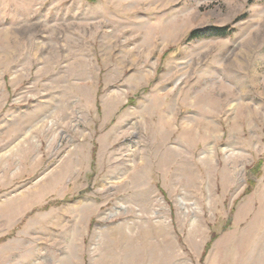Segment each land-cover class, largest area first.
<instances>
[{"label":"rangeland","instance_id":"obj_1","mask_svg":"<svg viewBox=\"0 0 264 264\" xmlns=\"http://www.w3.org/2000/svg\"><path fill=\"white\" fill-rule=\"evenodd\" d=\"M0 264H264V0H0Z\"/></svg>","mask_w":264,"mask_h":264},{"label":"trees","instance_id":"obj_2","mask_svg":"<svg viewBox=\"0 0 264 264\" xmlns=\"http://www.w3.org/2000/svg\"><path fill=\"white\" fill-rule=\"evenodd\" d=\"M233 31V28H231L230 26H225V27H214L211 29V36H217V37H225L227 35H230ZM200 31H193L191 33L192 37H199Z\"/></svg>","mask_w":264,"mask_h":264}]
</instances>
